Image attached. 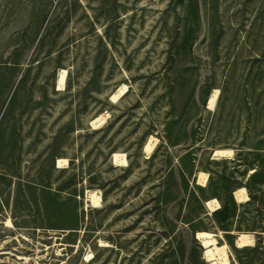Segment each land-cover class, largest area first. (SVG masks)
Segmentation results:
<instances>
[{"label":"rangeland","instance_id":"obj_1","mask_svg":"<svg viewBox=\"0 0 264 264\" xmlns=\"http://www.w3.org/2000/svg\"><path fill=\"white\" fill-rule=\"evenodd\" d=\"M198 231L264 264V0H0V264H212Z\"/></svg>","mask_w":264,"mask_h":264},{"label":"bare ground","instance_id":"obj_2","mask_svg":"<svg viewBox=\"0 0 264 264\" xmlns=\"http://www.w3.org/2000/svg\"><path fill=\"white\" fill-rule=\"evenodd\" d=\"M65 75H66L65 69H62L59 71L58 76H57L58 89L63 87ZM125 90H126V87L124 84L123 86L119 87V89L111 95V100L113 102L117 101V99L122 95V93ZM216 95H217L216 90H214L210 94L208 101H207V106L209 108L213 107ZM107 115H108L107 112L100 113L98 116H96L95 118L91 120V125L94 127L99 126L102 123V121L105 120ZM154 141L155 139L152 136L148 137L147 142L144 145V151L146 154H149V152L151 151ZM227 153L228 151L220 152V154H227ZM111 157H112V162L116 166L126 165L127 161L123 153L114 152ZM65 163H66L65 159H57L56 167L60 168ZM198 182L201 183L202 185H205V174L204 173L199 174ZM233 196L237 202L244 201L246 199L245 188L244 187L236 188L233 192ZM86 198L90 201L91 205L97 206L100 204V196L98 195V192H95L94 190H87ZM206 205L209 208V210L214 211L218 208L219 203L215 198H212V199L207 200ZM5 226L13 227L10 218L6 219ZM196 238L199 239V241L202 244V247L204 249L203 251L204 256L208 260L212 261V264H231L227 251H226V246L224 244L219 245L213 233H211L210 231H198L196 233ZM252 243H253V238H252L251 233L240 232L236 236L235 244L236 246L240 248L251 246ZM85 258L88 261L89 259L92 258V254L91 253L87 254Z\"/></svg>","mask_w":264,"mask_h":264}]
</instances>
